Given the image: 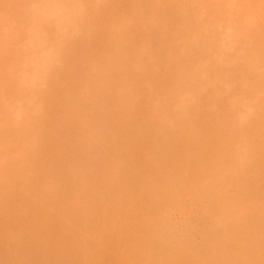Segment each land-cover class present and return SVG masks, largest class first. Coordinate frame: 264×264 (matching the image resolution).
I'll use <instances>...</instances> for the list:
<instances>
[{
    "label": "rangeland",
    "instance_id": "rangeland-1",
    "mask_svg": "<svg viewBox=\"0 0 264 264\" xmlns=\"http://www.w3.org/2000/svg\"><path fill=\"white\" fill-rule=\"evenodd\" d=\"M0 264H264V0H0Z\"/></svg>",
    "mask_w": 264,
    "mask_h": 264
},
{
    "label": "bare ground",
    "instance_id": "bare-ground-1",
    "mask_svg": "<svg viewBox=\"0 0 264 264\" xmlns=\"http://www.w3.org/2000/svg\"><path fill=\"white\" fill-rule=\"evenodd\" d=\"M141 142H139V146H141ZM133 151V150H132ZM109 155H112V153H110ZM133 156H134V151H133ZM109 158H111V156H108ZM152 157H154V155H152V154H149V155H147V158L148 159H146V161H142V164L143 165H145V166H143V165H141L143 168H148L149 167V165H150V161L152 160ZM149 158H150V160H149ZM127 200H130V198L129 199H127ZM59 204L60 205H63L64 204V199L63 198H60V202H59ZM131 206L132 207H134L135 206V203H134V201H132V203H131ZM218 206H222V207H224L225 206V208L223 209V210H225V212H222L223 213V215H224V217H225V214L227 213V211H228V207H230V205H225V199L224 198H221L220 200H219V205ZM218 206H217V208H218ZM99 217H102V215L101 214H99ZM109 222H110V218H109ZM96 224V228H99V229H105L106 227H108V225H104L103 223H102V220H100V221H98V222H96L95 223ZM232 232V230L229 232V234ZM252 253H258V250H253V251H251Z\"/></svg>",
    "mask_w": 264,
    "mask_h": 264
}]
</instances>
